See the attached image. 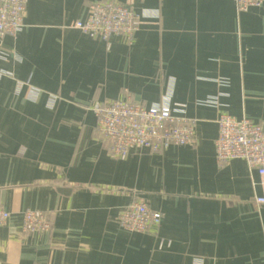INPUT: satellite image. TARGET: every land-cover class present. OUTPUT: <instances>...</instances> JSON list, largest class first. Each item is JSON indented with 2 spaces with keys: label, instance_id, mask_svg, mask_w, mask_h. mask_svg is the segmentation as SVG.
Listing matches in <instances>:
<instances>
[{
  "label": "crops",
  "instance_id": "1",
  "mask_svg": "<svg viewBox=\"0 0 264 264\" xmlns=\"http://www.w3.org/2000/svg\"><path fill=\"white\" fill-rule=\"evenodd\" d=\"M100 1L27 0L23 30L0 37V264H264V183L215 149L221 113L264 120V6L118 0L158 11L129 44L73 26ZM127 95L185 104L194 141L114 157L93 106ZM140 199L162 221L131 233L117 217ZM28 209L51 230L24 232Z\"/></svg>",
  "mask_w": 264,
  "mask_h": 264
},
{
  "label": "built area",
  "instance_id": "2",
  "mask_svg": "<svg viewBox=\"0 0 264 264\" xmlns=\"http://www.w3.org/2000/svg\"><path fill=\"white\" fill-rule=\"evenodd\" d=\"M239 12L264 6V0H235ZM27 0H0V37L17 36L25 27ZM158 16V11H145L140 15L130 5L118 0H105L92 4L85 19L73 26L92 38L107 43L113 36H124L133 44L142 17ZM5 75L0 71V78ZM228 84L225 78L218 79ZM204 104L216 105V100ZM96 113L103 140L116 158H126L132 150L162 151L172 145H188L195 139L196 119L187 115L186 105L172 103L168 97L152 105H145L130 96L96 103ZM218 136L215 140L216 157L220 164L236 159L244 160L251 171L255 170L264 183V120L237 119L221 113L217 119ZM264 204V197L257 198ZM162 213L153 210L143 200L125 206L117 219L120 226L131 233H147L158 227ZM11 212L0 206V227L10 219ZM24 232L44 233L51 230V221L41 210L22 213Z\"/></svg>",
  "mask_w": 264,
  "mask_h": 264
}]
</instances>
